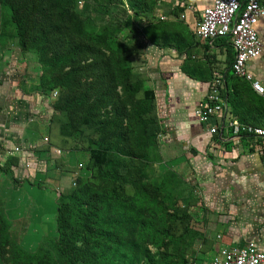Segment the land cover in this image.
<instances>
[{
  "label": "trees",
  "instance_id": "1",
  "mask_svg": "<svg viewBox=\"0 0 264 264\" xmlns=\"http://www.w3.org/2000/svg\"><path fill=\"white\" fill-rule=\"evenodd\" d=\"M77 1L0 0V39L11 31L19 48L35 55L44 95L58 89L50 122L62 138L84 142L91 175L63 196L70 206L58 201L56 235L43 237L32 253L8 238L0 209V258L8 264H187L184 253L204 236L193 228V213L175 205L174 173L146 181L144 170L161 161L160 127L154 94L129 63L142 51L140 37L164 48V24L136 25L159 0H98L116 10L96 29L76 11ZM230 87L220 93L239 105L240 122L264 127V99L241 78L231 76ZM250 108L262 113L249 114ZM77 196L83 197L79 208ZM67 216H78V227H63Z\"/></svg>",
  "mask_w": 264,
  "mask_h": 264
},
{
  "label": "crops",
  "instance_id": "2",
  "mask_svg": "<svg viewBox=\"0 0 264 264\" xmlns=\"http://www.w3.org/2000/svg\"><path fill=\"white\" fill-rule=\"evenodd\" d=\"M212 3L213 0H159L154 18L164 24V48L143 37L139 43L142 51L129 58L131 67L143 78L144 87L154 94L160 127L157 136L160 160L169 162V168L183 177L197 176L196 180L202 184L199 186L202 210L193 211V228L209 241L211 250L204 264H209L222 247L252 242L264 251V142L246 135L234 138L228 123L240 122L234 114H239L240 107L228 104L224 98L223 126L217 117L199 123L194 113L209 92L213 74L222 78V89L231 92L230 65L234 52L230 40L204 41L194 35L201 12ZM256 29L262 52L246 68L264 87V17ZM5 56V51H0V167L8 171L0 169V179L8 173L13 178L17 173L30 177L48 165L47 176L56 177L53 182L56 187L73 182L84 175L80 170L86 158L66 152L57 144L64 138L57 125L53 129L55 125L50 122L52 98L36 89L35 74L30 78L19 73L21 79L18 74H9L12 60L7 59L6 66V59L1 60ZM23 64V68L30 67L25 59ZM241 95L247 100L246 95ZM249 112L262 113L253 108ZM215 125L219 130L211 135L209 128ZM16 148L18 152L14 151ZM16 154L18 167H4L8 157ZM55 163L59 167H54ZM75 164L78 171H67V167L71 169ZM18 168L19 172L13 171Z\"/></svg>",
  "mask_w": 264,
  "mask_h": 264
},
{
  "label": "rangeland",
  "instance_id": "3",
  "mask_svg": "<svg viewBox=\"0 0 264 264\" xmlns=\"http://www.w3.org/2000/svg\"><path fill=\"white\" fill-rule=\"evenodd\" d=\"M115 10L116 9L114 7L110 8L109 10L104 9L102 5L98 3V0H78L76 3V11L79 12L82 19H89L87 24L90 28L93 29H96V27H98L99 25L109 22L110 18L112 16H115L113 14ZM121 17L123 19L122 15L119 16V19H121ZM158 21L159 18H154V13H153L151 15L146 16L142 20H138L136 22V25L138 28H141L142 26H145L150 22L155 23ZM127 32H128L127 30L121 32L119 38L121 40L123 39L125 40ZM6 35H7L6 37L0 39V51H5L6 58L2 57L1 60L3 61V59H6L7 61L6 66L9 65L7 59L12 60L13 66L11 67L9 74H18L17 76L20 79L22 77L20 74L22 73L28 75V77L30 78L32 74L33 75L35 74L36 75L35 78L37 77V80L35 81H37L38 83L36 89L43 94V92L40 91L38 87L40 86V77L42 75V71L40 65L36 63L35 55L22 51L19 48L16 39L13 38V33L11 31H8ZM141 38L143 37L137 39L139 43ZM24 59L30 62L29 64L30 67L27 68L22 67L24 65L23 64ZM19 81H17V83ZM35 81L33 79V82ZM22 83L23 85L25 84V82ZM54 92H56V96L52 95ZM58 92H59L58 89H56L55 91L46 95L52 98L51 99L52 105L55 104L56 99L59 96ZM53 129H57L56 125L55 128ZM59 141L60 142L59 143L57 142V144L58 145L61 144L60 146L64 151L66 152L70 151L76 154L77 156L81 155L82 157L86 158V162L83 165L84 168L82 167L80 170L84 175H82L79 178H75L73 182L70 181L69 183H63L60 184L59 187H56V184L53 183L56 181V177L54 175L50 177L47 176L50 175L48 174L49 167L48 165H45L41 168V170L31 174L30 177L23 176L26 175L25 173L22 174L17 173V174H13V175H17L16 177L13 178V176L8 173L7 175H5L4 178L0 179V188H1L0 209L4 220H6L9 224L8 226L9 230L7 233L8 238L13 243L18 245L20 249L26 252H30V253L34 252L43 237H50V238L55 237L56 228H57L55 222V212L59 204L58 201L63 202L65 206L71 204L70 202L66 204V202L68 201L64 199L66 201L65 202L63 200V196L69 194L71 190L75 188L77 191L78 189H80L82 184L85 185L88 184V180L91 176L90 172L85 168V165L87 164L89 157H88V153L85 150L86 146L85 144H83L84 142H82L81 145L79 144L76 145L69 139H59ZM156 155L160 159L158 139H157ZM15 157L19 159L18 154L11 156L10 158L8 157V159L3 163V165H5L4 167H8L9 169L10 167L12 168L18 167L17 163L19 162V160H17ZM168 163L169 162H165V161L151 163L150 168L144 170L146 173L147 183H150L151 181L152 183H154V180L158 179L159 176L164 172H172L176 175L174 178L175 180L173 181L174 183L173 186L178 190V191L176 190L177 192H175L177 196L174 195L175 205L181 210H187L189 213H194L193 211L196 210L198 211V208L199 210H202L200 208L202 193L200 192L201 187H199L202 184L199 183L198 180H196L197 176H194L195 178L193 176L183 177L180 174H178L176 171L170 169ZM53 165L54 167L55 166L59 167V164L57 163ZM76 165L77 164H75V166L72 167L71 169L67 167V171H71V172L78 171ZM19 169L20 168L14 169L13 171L19 172L20 171ZM36 174L40 175V177H37ZM77 180H79L80 183L77 182ZM6 181H8V183H6ZM60 182H62V176L60 177ZM192 185H196L197 186L196 188L199 191L196 190L195 186L192 187ZM78 199L79 196H77L76 199L77 208L80 207L82 203L81 199H83V197L80 200ZM77 219L78 216L72 218L67 216L64 219V225L62 224L61 225L65 228L67 227H70L72 229L76 228L78 227ZM176 228L175 231H181L182 226L180 224H176ZM208 242L209 241H207L205 238L197 240L192 245L190 250L184 253V257L187 261V264L205 263L206 256L208 255L209 250H211L209 249L210 245ZM0 264H8V262L4 260L2 257L0 258Z\"/></svg>",
  "mask_w": 264,
  "mask_h": 264
},
{
  "label": "built area",
  "instance_id": "4",
  "mask_svg": "<svg viewBox=\"0 0 264 264\" xmlns=\"http://www.w3.org/2000/svg\"><path fill=\"white\" fill-rule=\"evenodd\" d=\"M183 17L184 15L180 16L181 19ZM263 17L264 0H213L212 5L201 12L194 28V35L200 40H230L234 52L230 65L232 75L248 82L251 89L262 99L264 87L248 73L246 67L262 52L256 26ZM221 79L218 74H213L205 100L197 104L194 113L199 123H208L210 119L217 117L219 124L223 126L225 101L220 94ZM52 95L56 96V92ZM228 126L236 139L246 135L264 142V127L243 124L237 120H231ZM218 130L219 126L215 125L208 132L215 135ZM14 151L18 152L19 149ZM209 264H264V251L259 250L252 242L240 247H222L217 250Z\"/></svg>",
  "mask_w": 264,
  "mask_h": 264
}]
</instances>
